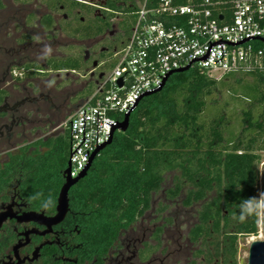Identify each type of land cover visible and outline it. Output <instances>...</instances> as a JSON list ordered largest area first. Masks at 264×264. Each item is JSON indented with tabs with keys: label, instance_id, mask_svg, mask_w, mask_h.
Wrapping results in <instances>:
<instances>
[{
	"label": "trees",
	"instance_id": "16d2710c",
	"mask_svg": "<svg viewBox=\"0 0 264 264\" xmlns=\"http://www.w3.org/2000/svg\"><path fill=\"white\" fill-rule=\"evenodd\" d=\"M209 1L217 17L220 11L229 14L235 0ZM135 18L124 19V45ZM45 133L12 156L3 177L6 186L17 182V175L21 195L36 197L35 209L50 197L48 211H54L69 165L71 131L54 125ZM263 160L264 71L216 79L192 66L140 99L128 128L115 132L72 187L70 219L85 245L104 252L125 230L157 215L154 221L162 225L154 237L160 243L180 237L191 264H239V239L259 234L264 220V215L235 219L242 200L260 195ZM179 221L186 223L185 232Z\"/></svg>",
	"mask_w": 264,
	"mask_h": 264
},
{
	"label": "flooded vegetation",
	"instance_id": "af4514ba",
	"mask_svg": "<svg viewBox=\"0 0 264 264\" xmlns=\"http://www.w3.org/2000/svg\"><path fill=\"white\" fill-rule=\"evenodd\" d=\"M141 2L0 0V264H191L180 237L166 243L154 237L162 225L157 215L97 252L70 219L75 184L67 213L54 224L45 219L57 214L62 187L55 210L48 211L21 195L17 175V182L4 184L12 156L50 127H67L71 109L109 73L126 41L124 19ZM65 181L66 175L62 186Z\"/></svg>",
	"mask_w": 264,
	"mask_h": 264
},
{
	"label": "built area",
	"instance_id": "2783aa9c",
	"mask_svg": "<svg viewBox=\"0 0 264 264\" xmlns=\"http://www.w3.org/2000/svg\"><path fill=\"white\" fill-rule=\"evenodd\" d=\"M209 4L160 0L149 6L142 0L134 10L131 36L114 69L65 123L71 131V177L86 168L135 103L174 70L191 63L216 79L264 71V0H235L229 14L220 11L217 17Z\"/></svg>",
	"mask_w": 264,
	"mask_h": 264
},
{
	"label": "water",
	"instance_id": "95a60500",
	"mask_svg": "<svg viewBox=\"0 0 264 264\" xmlns=\"http://www.w3.org/2000/svg\"><path fill=\"white\" fill-rule=\"evenodd\" d=\"M223 16H219V19H222ZM191 67V63L188 64L187 66L181 67L179 69L174 70L173 72H171L164 80L163 84L161 85V87L153 90V91H149L146 92L143 96H147L150 95L152 93H155L159 90H161L164 85L166 84L167 80L169 79V77L176 72H181V71H186ZM119 84L122 85V81H119ZM140 99L135 103V105L133 106L132 109H130L124 116V119L120 122H118L112 129L111 134H110V138L107 142H105L104 144H102L101 146H99L92 154L90 161L88 163V165L86 166V168L77 176V177H71L70 175V164L68 166V168L65 170V175H66V181L64 183V185L62 186L61 189V193L59 196V205H58V212L55 216L45 219V221H49L50 223H58L59 221H61L65 214L68 211L69 208V191L71 189V187L76 184L80 179H82L83 177L86 176V174L88 173L93 160L95 159V157L98 155V153L104 148L106 147L108 144H110L113 140L114 134L117 130H126L129 126V121H130V116L132 111L137 107L138 103H139ZM264 171V164L262 167V170ZM261 181H262V188L264 191V174H261ZM39 215L35 216V219L43 218ZM262 231H263V239H258V240H254L251 243L250 249H249V258H248V264H264V220L262 223Z\"/></svg>",
	"mask_w": 264,
	"mask_h": 264
},
{
	"label": "clouds",
	"instance_id": "9594fccd",
	"mask_svg": "<svg viewBox=\"0 0 264 264\" xmlns=\"http://www.w3.org/2000/svg\"><path fill=\"white\" fill-rule=\"evenodd\" d=\"M261 174H264V171H260ZM36 197H30L29 201L35 200ZM53 206V201L49 197L44 201L41 207L44 210H48ZM261 215H264V192H261L259 197H250L244 199L240 202L239 216L235 217L239 222H245L248 217L256 216L259 218Z\"/></svg>",
	"mask_w": 264,
	"mask_h": 264
},
{
	"label": "rangeland",
	"instance_id": "374dc122",
	"mask_svg": "<svg viewBox=\"0 0 264 264\" xmlns=\"http://www.w3.org/2000/svg\"><path fill=\"white\" fill-rule=\"evenodd\" d=\"M81 104H82V102L79 103V104H77L76 106H74L71 109V112L66 116V118L68 116H70V114L72 112H74ZM263 164H264V160H263ZM263 164L261 165V170H262ZM259 189H260V193L263 192L262 181L260 182ZM182 219L184 220L183 217H182ZM178 223H179V226H180V229L179 230L181 232H185L186 229H187L186 223L184 224V221H179ZM262 223H263V220H261V223H260L259 234H257V235H251V236H242L239 239V264H248L249 249H250L251 243L254 240L263 239Z\"/></svg>",
	"mask_w": 264,
	"mask_h": 264
},
{
	"label": "crops",
	"instance_id": "0c3cea01",
	"mask_svg": "<svg viewBox=\"0 0 264 264\" xmlns=\"http://www.w3.org/2000/svg\"><path fill=\"white\" fill-rule=\"evenodd\" d=\"M85 99L82 100V102L84 101Z\"/></svg>",
	"mask_w": 264,
	"mask_h": 264
}]
</instances>
